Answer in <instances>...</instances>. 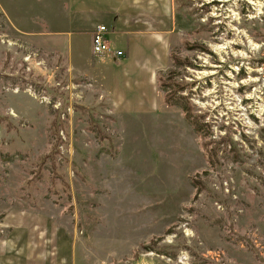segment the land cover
<instances>
[{
  "label": "rangeland",
  "instance_id": "374dc122",
  "mask_svg": "<svg viewBox=\"0 0 264 264\" xmlns=\"http://www.w3.org/2000/svg\"><path fill=\"white\" fill-rule=\"evenodd\" d=\"M176 2L162 99L123 66L122 112L74 0H0V264H264V0Z\"/></svg>",
  "mask_w": 264,
  "mask_h": 264
},
{
  "label": "crops",
  "instance_id": "0c3cea01",
  "mask_svg": "<svg viewBox=\"0 0 264 264\" xmlns=\"http://www.w3.org/2000/svg\"><path fill=\"white\" fill-rule=\"evenodd\" d=\"M176 1L74 0L72 7L76 17L74 34L79 36H74L70 40L69 58L73 59L74 46L80 49L85 42L94 56L92 50L93 31L101 24L108 27V39L111 44L115 48L125 51V56L120 60L109 55L95 57L101 62L106 61L104 64L107 65H109L107 63L109 60L116 63V65L107 68L106 75H101V88L98 89L106 94L111 101L114 100L112 103L119 111L129 112L128 108L130 106V98L127 95L116 94L115 84L119 82L123 85L124 82L122 75L118 72V69L123 68V66L126 77L130 73H128V69L131 70V74L137 75L133 78V82L129 84L130 86L125 83L124 87L132 89L149 86V93L146 96L142 94V98L139 99L140 107L146 106L148 101L152 104V98L154 101L162 99L160 87L158 86V76L169 63L171 41L176 35V27L173 21ZM71 59V66L76 68ZM138 65H140V68L137 67ZM80 73L89 76L95 84L96 79L93 75L81 71ZM141 75L146 76L145 84H141ZM137 82L140 83L137 84ZM111 92L114 99H111ZM122 105L124 109L121 108Z\"/></svg>",
  "mask_w": 264,
  "mask_h": 264
},
{
  "label": "built area",
  "instance_id": "2783aa9c",
  "mask_svg": "<svg viewBox=\"0 0 264 264\" xmlns=\"http://www.w3.org/2000/svg\"><path fill=\"white\" fill-rule=\"evenodd\" d=\"M107 26L104 24L98 25L93 31L92 38V50L95 56L101 57L109 55L117 60L122 59L125 56V51L115 48L107 39L108 32H106Z\"/></svg>",
  "mask_w": 264,
  "mask_h": 264
},
{
  "label": "trees",
  "instance_id": "16d2710c",
  "mask_svg": "<svg viewBox=\"0 0 264 264\" xmlns=\"http://www.w3.org/2000/svg\"><path fill=\"white\" fill-rule=\"evenodd\" d=\"M158 79H159V82L162 80L161 77H160V75L158 76ZM163 85H165V84L163 83ZM170 87H171V91H172L173 90L172 89V86L170 85ZM183 88H185V85H179L178 88H177V90L174 89L175 90V91H173L174 93L169 94V91L167 93H165V99H166V101H169L171 99V97H172L173 94L178 93L180 90H183ZM183 109L185 111L186 117H188V118H190V119H192L194 121L196 130L198 132H200L203 137H206L208 131H204V126L205 125L203 123H200V120L196 116L193 117V112H192V110H191L190 107H187V105H185V107L183 106ZM204 146H205L206 151L209 152L210 158H213V157L217 156V153H218V147H217V145H215L213 147H210L209 142L205 141L204 142ZM196 181L198 183H200V181H198V180H196ZM155 244H157V240H153V242L151 243V246H149V248L150 247H154Z\"/></svg>",
  "mask_w": 264,
  "mask_h": 264
},
{
  "label": "bare ground",
  "instance_id": "6f19581e",
  "mask_svg": "<svg viewBox=\"0 0 264 264\" xmlns=\"http://www.w3.org/2000/svg\"><path fill=\"white\" fill-rule=\"evenodd\" d=\"M106 32H109V29H108V27L106 28V30H105ZM108 34V33H107ZM108 41H109V39H107ZM110 42V41H109ZM111 43V42H110Z\"/></svg>",
  "mask_w": 264,
  "mask_h": 264
}]
</instances>
